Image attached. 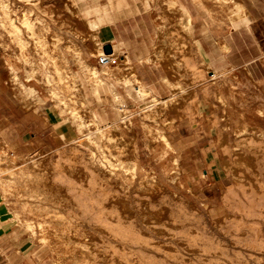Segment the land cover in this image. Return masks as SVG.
I'll return each instance as SVG.
<instances>
[{"label": "rangeland", "instance_id": "374dc122", "mask_svg": "<svg viewBox=\"0 0 264 264\" xmlns=\"http://www.w3.org/2000/svg\"><path fill=\"white\" fill-rule=\"evenodd\" d=\"M145 1L159 61L195 57L200 1L230 31L247 24L238 0ZM96 4L0 0V221L16 232L0 264H264V105L225 112L218 142L197 143L217 128L185 126L190 88L164 103L119 54L99 66Z\"/></svg>", "mask_w": 264, "mask_h": 264}, {"label": "crops", "instance_id": "0c3cea01", "mask_svg": "<svg viewBox=\"0 0 264 264\" xmlns=\"http://www.w3.org/2000/svg\"><path fill=\"white\" fill-rule=\"evenodd\" d=\"M98 1L91 25L98 29L100 47L111 45L115 55L132 65L136 79L150 91L152 100L178 101L185 87L194 93V106L192 113L184 117L189 121L185 126H202L201 122L207 120L213 121L215 128L220 127L225 112L248 110L252 97L258 98L257 105H264V0H239L248 25L231 31L227 20L216 19V6L205 1L196 3L191 15L186 12L187 20H192L191 44L196 55L190 60L183 56L182 63L176 59L175 64L156 59V45L163 41L157 36L156 13L145 0H107L106 10ZM182 4L186 7L184 1ZM182 39L179 41L184 42ZM185 67L196 76L192 83L183 80ZM133 89L132 105L137 106L136 87ZM103 95L104 91L98 92L102 100ZM218 133V128L205 131L196 142H218ZM4 222L0 221V241L13 240L14 226ZM2 257L4 264H10L8 256Z\"/></svg>", "mask_w": 264, "mask_h": 264}, {"label": "built area", "instance_id": "2783aa9c", "mask_svg": "<svg viewBox=\"0 0 264 264\" xmlns=\"http://www.w3.org/2000/svg\"><path fill=\"white\" fill-rule=\"evenodd\" d=\"M100 67H114L118 64L119 58L114 54H100L97 58Z\"/></svg>", "mask_w": 264, "mask_h": 264}, {"label": "water", "instance_id": "95a60500", "mask_svg": "<svg viewBox=\"0 0 264 264\" xmlns=\"http://www.w3.org/2000/svg\"><path fill=\"white\" fill-rule=\"evenodd\" d=\"M103 51L106 54L113 53V49H112L111 45H109V44H106V45L103 46Z\"/></svg>", "mask_w": 264, "mask_h": 264}, {"label": "bare ground", "instance_id": "6f19581e", "mask_svg": "<svg viewBox=\"0 0 264 264\" xmlns=\"http://www.w3.org/2000/svg\"><path fill=\"white\" fill-rule=\"evenodd\" d=\"M239 1V0H238ZM235 4V3H234ZM241 5V4H240ZM235 6H236V4H235ZM242 6V5H241ZM244 8V7H243ZM171 12V11H170ZM72 42V41H71ZM69 43H70V41H69ZM73 43V42H72ZM75 43V42H74ZM71 44V43H70ZM69 45V44H68ZM74 45H76V43L74 44ZM71 46H69V48H70ZM77 47V46H76ZM78 48V47H77ZM71 49V48H70ZM72 50V49H71ZM72 51H74V50H72ZM76 51V50H75ZM81 52V51H80ZM75 54H77L76 52H75ZM80 53L78 52V55H79ZM77 55V56H78ZM79 57V56H78ZM80 58V57H79ZM79 60V59H78ZM27 92V91H26ZM28 93H30V90H28ZM24 94V93H23ZM25 95H26V93H25ZM115 128V127H114ZM113 128V129H114ZM180 168V167H179ZM153 178V177H152Z\"/></svg>", "mask_w": 264, "mask_h": 264}]
</instances>
